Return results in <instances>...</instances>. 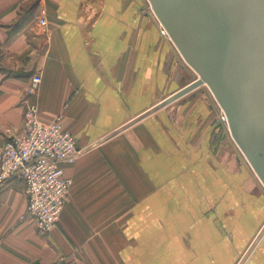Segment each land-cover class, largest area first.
Wrapping results in <instances>:
<instances>
[{
  "label": "crops",
  "instance_id": "0c3cea01",
  "mask_svg": "<svg viewBox=\"0 0 264 264\" xmlns=\"http://www.w3.org/2000/svg\"><path fill=\"white\" fill-rule=\"evenodd\" d=\"M159 26L147 0H0V143L31 101L80 149L48 232L0 183V264H264V189L212 94L155 108L196 78Z\"/></svg>",
  "mask_w": 264,
  "mask_h": 264
},
{
  "label": "water",
  "instance_id": "95a60500",
  "mask_svg": "<svg viewBox=\"0 0 264 264\" xmlns=\"http://www.w3.org/2000/svg\"><path fill=\"white\" fill-rule=\"evenodd\" d=\"M197 77L161 108L206 85L264 187V0H147Z\"/></svg>",
  "mask_w": 264,
  "mask_h": 264
},
{
  "label": "built area",
  "instance_id": "2783aa9c",
  "mask_svg": "<svg viewBox=\"0 0 264 264\" xmlns=\"http://www.w3.org/2000/svg\"><path fill=\"white\" fill-rule=\"evenodd\" d=\"M38 24L46 26L43 13ZM159 32L169 38L161 24ZM40 81L37 74L31 77L27 96ZM219 120L227 123L221 110ZM79 153L75 137L60 118L43 120L37 105L31 101L23 113L21 132L0 143V183L14 176L21 178L26 198L25 217L33 220L38 230L48 232L57 224L72 184L63 164L72 163Z\"/></svg>",
  "mask_w": 264,
  "mask_h": 264
},
{
  "label": "rangeland",
  "instance_id": "374dc122",
  "mask_svg": "<svg viewBox=\"0 0 264 264\" xmlns=\"http://www.w3.org/2000/svg\"><path fill=\"white\" fill-rule=\"evenodd\" d=\"M148 2V1H147ZM148 4H149V2H148ZM150 5V4H149ZM151 8V7H150ZM157 19V18H156ZM187 66L189 67V69H190V71H191V73H192V75L193 76H195V77H197V74L195 73V71L187 64ZM184 82V81H183ZM203 86V89H205L206 91H207V89H208V87L204 84V85H202ZM209 90V89H208ZM210 92V91H209ZM211 93V92H210ZM213 96V95H212ZM214 98V97H213ZM213 101L215 102V104H216V108L218 109L217 110V114H213V116H214V118L216 117V116H220V110L219 109H221L220 107H219V105L217 104V102H216V100H214L213 99ZM220 121V120H219ZM219 121H217V122H219ZM220 125V127L219 126H217V124L215 125V127L217 128V131H221V132H223V131H225L224 130V127H225V129H226V131H228V128H227V126H226V124H225V122H222V121H220V123H219ZM221 125H222V127H221ZM228 133V132H227ZM224 138H226L225 136H224ZM228 139L232 142V143H234V144H232V145H235V147L237 148V150H238V154L239 155H242V153H241V151L239 150V148L237 147V145L235 144V142L233 141V139L231 138V136H229V134H228ZM248 163V162H247ZM256 179H258V178H256ZM258 181V183H259V185L264 189V187H263V185L260 183V181L259 180H257Z\"/></svg>",
  "mask_w": 264,
  "mask_h": 264
},
{
  "label": "bare ground",
  "instance_id": "6f19581e",
  "mask_svg": "<svg viewBox=\"0 0 264 264\" xmlns=\"http://www.w3.org/2000/svg\"><path fill=\"white\" fill-rule=\"evenodd\" d=\"M221 110V109H220ZM222 111V110H221ZM226 125H227V123H226ZM227 128H228V126H227ZM78 147H79V145H78Z\"/></svg>",
  "mask_w": 264,
  "mask_h": 264
}]
</instances>
